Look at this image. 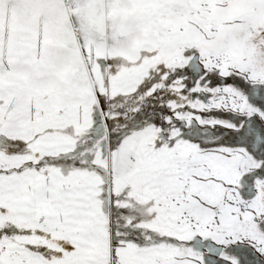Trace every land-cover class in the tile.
Masks as SVG:
<instances>
[{
  "label": "snow or ice",
  "instance_id": "obj_1",
  "mask_svg": "<svg viewBox=\"0 0 264 264\" xmlns=\"http://www.w3.org/2000/svg\"><path fill=\"white\" fill-rule=\"evenodd\" d=\"M0 264H264V0H0Z\"/></svg>",
  "mask_w": 264,
  "mask_h": 264
}]
</instances>
